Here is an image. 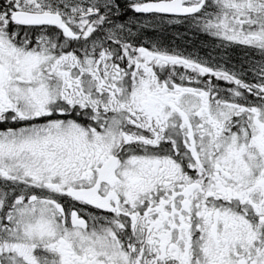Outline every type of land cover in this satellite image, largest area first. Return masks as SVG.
<instances>
[{"label":"snow or ice","instance_id":"6c2138e0","mask_svg":"<svg viewBox=\"0 0 264 264\" xmlns=\"http://www.w3.org/2000/svg\"><path fill=\"white\" fill-rule=\"evenodd\" d=\"M0 264H264V0H0Z\"/></svg>","mask_w":264,"mask_h":264}]
</instances>
